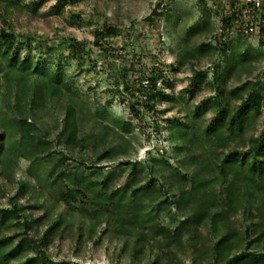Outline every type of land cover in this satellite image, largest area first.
I'll return each mask as SVG.
<instances>
[{
  "label": "trees",
  "instance_id": "16d2710c",
  "mask_svg": "<svg viewBox=\"0 0 264 264\" xmlns=\"http://www.w3.org/2000/svg\"><path fill=\"white\" fill-rule=\"evenodd\" d=\"M68 1L71 0H58L57 6L60 8ZM104 1L106 4L118 2ZM213 1L198 0L202 15L193 28L186 30L185 37L179 38L177 66L173 69L179 72L196 59L215 56L218 61L211 79L224 94L203 100L195 111L178 112L181 116L165 126L175 163L167 152L158 149L149 151V158L143 163L132 160L131 141L123 135L120 141L114 138L119 148L102 145L109 135L105 131H114L116 126L132 133V124L121 119L114 121L115 128L106 127L100 134L83 132L81 124L95 119L85 115L72 102L71 88L62 72L64 57L59 56L56 70L43 69L31 49L20 48L24 40L15 38L18 35L11 28V21L4 18L6 26L0 30V170L6 163L8 150L5 113L13 99L25 96L26 113L21 114L18 152L28 159L41 154L48 158L51 165L48 176L52 179L56 200L66 204L71 218L64 220L58 214L51 222L44 215L30 219L26 210L36 204L22 205L16 194H10V205L0 206V264H14L16 258L21 259L20 264H56L48 258L44 246L51 236L61 235L68 227L73 232L71 239L77 242L83 238L97 244L105 238L112 243L123 240L122 251L131 260H140L139 264H185L186 260H189L188 264H264V127L257 132L264 107V80L257 83L251 77L246 80L242 76L244 72L250 75L257 64L259 70L264 69V13L261 20H248L246 28L253 30L245 33L244 1ZM39 3L34 6L33 2L22 0H0V11L5 16H9L14 8L34 11ZM165 6L158 10V4L146 19L151 22L155 16L171 19L172 6ZM233 19L237 21L233 22ZM217 26L221 32L214 36L216 43L213 40L194 42L197 33L212 31L213 34ZM121 31L112 24L100 25L94 31L93 44L106 50L110 38L120 35ZM67 41L64 52L67 51L69 59L75 58L79 51L78 41L72 38ZM221 58L226 61L223 67L219 62ZM122 69V91L134 94L130 80L126 78L127 69L125 66ZM206 78L203 70L194 71L191 76L197 83ZM171 83L164 68L158 65L142 74L138 86L141 92L149 95L147 110L157 113L155 103L159 99L175 100L165 90L172 86ZM49 99L64 103L63 129L58 143L78 150L83 156L88 145H92L93 155H96L94 163L97 164L122 157L117 167L105 175L96 168L97 164H93L89 166L93 171L87 176L84 173L88 166L81 161L84 167L79 166V185L63 182L65 176H70L69 170L62 168L63 157L57 154L54 142L37 131L36 119L40 111H45ZM131 107L135 117L142 115L135 103ZM209 110H212V116L205 119L203 114ZM30 117L34 121L29 122ZM198 117L202 119L197 120ZM101 146L104 150L99 151ZM128 166L132 173L126 181L111 184ZM57 170L60 172L53 176ZM139 174L141 176L137 178ZM92 175L97 178H91ZM15 184L19 185V197H28L29 201L34 197L35 186L22 179L16 180ZM240 216L244 226L238 224ZM74 217L79 219L75 222ZM166 218L169 220L163 221ZM21 219L19 226L17 223ZM43 219L49 223L45 233L31 236L33 225ZM104 225L108 226L102 230ZM201 237L206 239L207 246L201 244ZM29 250L33 254H27ZM59 264L82 263L61 261Z\"/></svg>",
  "mask_w": 264,
  "mask_h": 264
},
{
  "label": "rangeland",
  "instance_id": "374dc122",
  "mask_svg": "<svg viewBox=\"0 0 264 264\" xmlns=\"http://www.w3.org/2000/svg\"><path fill=\"white\" fill-rule=\"evenodd\" d=\"M22 1L33 2L34 6L38 1L40 3L34 11L26 9L20 11L19 8H14L9 16H5L3 11H0V30L6 26L4 23L6 17L11 21V28L18 35L15 38L24 40L20 48L24 51L27 48L31 49V54L35 60L38 59L45 70L47 68L51 71L56 70L59 56L64 57L62 72L71 88L69 95L72 102L77 104L85 115L95 119L89 123L84 121L81 124V130L83 129L86 134H100L106 127L115 128L114 121L121 119L122 122L132 124V133L126 132L123 127L116 126L115 133L113 129L105 131L109 135L102 145L106 148L118 147L114 140L120 141V136L123 135L131 141L132 148L129 150L131 149L132 160L143 163L149 158V151L156 152L158 149L167 152V156L175 163V154L172 152L173 147L170 141L167 140L168 132L165 126L175 117L181 116L178 112L195 111L203 100L216 94H224V91L219 90L217 83L211 79L214 65L218 61L215 56L196 59L192 65L182 67L179 72L173 69L177 66L179 38L185 37L186 30L189 27L193 28L202 15L201 4L198 0H118V2L109 4H106L104 0H71L64 3L60 7L61 10L57 6L58 0ZM212 2L214 3L213 0ZM212 2H210L211 6H213ZM158 4H160L158 10L165 8L166 4L172 6L171 19H158L157 16L152 22L146 19L158 7ZM105 23L122 29L120 35L110 38V44L106 50L93 44L95 29ZM220 32L217 26L213 34L212 31L208 34L197 33L194 42L199 44L213 40L216 43L214 36ZM70 38L73 41L77 39V49H79L76 57L71 59L66 55L67 51L64 52L67 40ZM254 42L252 41L253 46H255ZM219 62L222 67L226 64L223 58L219 59ZM154 65L164 68L172 82V86L165 87V90L175 98L172 101L157 100L155 103L156 109L159 110L157 113L147 110L149 95L141 92L138 86V80L142 74ZM124 66L127 69L126 78L130 80L134 94L122 91L120 75L124 71L122 69ZM255 66L250 75L244 72L242 76L245 79L251 77L257 83L262 82L264 69L259 70V64ZM200 70L206 71L207 78L201 83L192 81L193 72ZM26 99L25 96L18 100L13 99L4 117V125L9 136L6 140L8 146L5 156L6 163L0 170V206H9V195L16 194L18 202L22 205L36 204L26 210L30 219H37L44 215L48 222H51L58 214H61L64 220L67 217L71 218L70 209L67 210L66 204L56 200V194L51 186L52 179L48 176L51 166L48 158L41 154L40 157L28 159L18 152L21 118L26 113L24 108L27 104ZM137 100L139 103H136ZM134 103L137 109L141 110L142 115L139 117L133 115L131 105ZM63 104L51 99L46 102L45 111H40L36 119L37 127H39L37 131L51 140V143L53 141L58 150L57 154L63 157L64 166L62 168L69 170L70 175L65 176L63 182L77 186L79 185L77 177L79 166L84 167L83 163H86L88 167H85L86 173L84 174L90 175L93 169L89 166L97 164L94 163L96 155H93L92 145L90 147L88 145L86 152L82 153L83 156L78 153V150L75 151L58 143L59 135H62V122L65 115ZM211 116L212 110L203 114L205 119H210ZM200 119L202 118L198 117L197 120ZM32 121L34 118L30 117L29 122ZM257 126V132L260 133L264 127V107ZM127 146L130 144L127 143ZM191 146L194 147V145ZM102 150H104L103 146L99 148V151ZM121 160L122 157L116 160L106 159L95 166L106 175L117 167ZM81 161L84 162L81 163ZM58 172L60 171L57 170L53 176H56ZM131 173L132 169L128 166V169L119 173L118 178L112 180L111 184H123ZM138 176L141 174L137 175V178ZM91 178H97V175H92ZM18 179L35 186L34 197L30 201L28 197L18 196L19 185L15 184ZM78 219L79 217H74L75 222ZM168 220L169 218H166L163 221ZM242 220L243 217L240 216L238 224L244 226V220ZM17 224L21 226L22 219ZM48 226L49 223L47 224L46 219H43L41 223L33 225L30 230L31 236H42ZM107 226L104 225L102 230ZM72 233L71 228L68 227L61 235L51 236L50 241L44 246L48 258L56 264L61 261L82 264H139L140 262V260H131L126 257L125 251H122L123 240L112 243L105 238L97 244L83 238L77 242L71 239ZM13 234L14 232L10 235ZM200 239L201 244L207 246L206 239L204 237ZM17 241L18 239L15 242ZM27 254H33V252L29 250ZM20 261V258H16L12 263L20 264ZM188 263H190L189 260H186L185 264Z\"/></svg>",
  "mask_w": 264,
  "mask_h": 264
},
{
  "label": "built area",
  "instance_id": "2783aa9c",
  "mask_svg": "<svg viewBox=\"0 0 264 264\" xmlns=\"http://www.w3.org/2000/svg\"><path fill=\"white\" fill-rule=\"evenodd\" d=\"M243 1L246 4V8H244L243 15H242V17L246 19V22L243 24L244 25V32L248 33L251 30H253L251 27L246 28L248 26V24H247L248 20H250V19L252 20L253 18L255 20H261L260 18L262 17V13H264V0H243ZM213 7H214V5H213ZM237 15H239V13ZM232 21L236 22L237 19H233ZM262 21L264 23L263 17H262ZM235 33H236V31H235Z\"/></svg>",
  "mask_w": 264,
  "mask_h": 264
}]
</instances>
